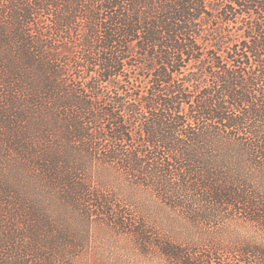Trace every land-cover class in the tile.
Wrapping results in <instances>:
<instances>
[{
    "label": "trees",
    "instance_id": "obj_1",
    "mask_svg": "<svg viewBox=\"0 0 264 264\" xmlns=\"http://www.w3.org/2000/svg\"><path fill=\"white\" fill-rule=\"evenodd\" d=\"M100 169L196 225L239 213L264 231V0H0V264L73 256L50 197L144 247ZM215 244L160 247L264 264V244Z\"/></svg>",
    "mask_w": 264,
    "mask_h": 264
},
{
    "label": "rangeland",
    "instance_id": "obj_2",
    "mask_svg": "<svg viewBox=\"0 0 264 264\" xmlns=\"http://www.w3.org/2000/svg\"><path fill=\"white\" fill-rule=\"evenodd\" d=\"M100 171V181L108 184L104 187L116 195L117 209L125 210L128 216L135 214L137 217H132L137 222L149 226L144 229L148 232L144 235L147 243L144 247L137 244L135 234L123 231L120 224L115 226L109 220L95 221L90 225L69 205L65 206L59 197L45 198L39 206L45 208L44 214L48 212L51 222L66 227L68 234L73 232L75 235V244L65 248V254L73 256L61 264H174L161 252L160 244L167 241L190 250L203 249L214 243L228 249L242 244H264V231L238 212L215 227H209V223L196 225L171 211L154 190L131 186L112 171ZM132 217L127 220V226H131ZM55 229V232L60 231ZM231 257L233 255L224 254L221 258L231 264Z\"/></svg>",
    "mask_w": 264,
    "mask_h": 264
}]
</instances>
